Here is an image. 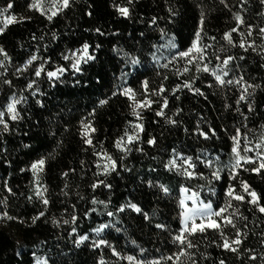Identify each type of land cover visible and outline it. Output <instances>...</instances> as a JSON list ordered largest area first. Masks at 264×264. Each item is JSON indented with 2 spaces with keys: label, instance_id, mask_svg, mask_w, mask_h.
I'll return each mask as SVG.
<instances>
[{
  "label": "trees",
  "instance_id": "trees-1",
  "mask_svg": "<svg viewBox=\"0 0 264 264\" xmlns=\"http://www.w3.org/2000/svg\"><path fill=\"white\" fill-rule=\"evenodd\" d=\"M12 2L14 8L4 15L15 16L16 22L5 24L4 17L0 16V27L5 29L0 34V47L10 57L0 67V111H6L9 98H14L20 101L17 111L22 119L10 121L11 130L0 133V149L4 150L0 152V213L7 212L8 217H12L0 215V264H35V260L42 257L54 259L55 264H134L126 259L127 256L140 261L173 256V260H164L161 264H174V261L176 264H191L189 256H180L176 261L173 255L180 247L171 237L181 227V185L200 192L201 199H211L214 207H219L226 199L223 189L232 183L237 192L242 193L240 181L245 180L261 196L264 204V170L256 174L238 169V178L229 181L227 167L231 159L230 137L235 128L247 133L253 145L264 134V53L259 51L264 41L257 34L258 29L264 27V6L259 0H227V8L220 0H133L128 18L122 17L113 7L127 6V0H70L69 7L51 21L39 11L28 10L27 4L32 0ZM7 3L8 0H0V8ZM169 7L175 16L170 15ZM201 12L205 23L198 43L212 45L205 49L207 55L201 65L208 63L210 69L216 68L219 73L217 55L222 58L226 55L244 56L245 59L229 64V75L225 79H238L242 75L248 83L259 85L253 95L239 105L236 101L242 89L237 85L218 86L210 72H197L195 64L188 65L189 71L184 72V60L171 61L176 49L159 47L174 38L177 47L185 50L195 38L197 27L201 26ZM234 13H240L245 20L238 32L232 34L234 41L237 45L240 39L254 41L257 51L229 47L222 39L225 31L236 26ZM21 16L30 19L21 21ZM152 17H156L157 22L149 26ZM249 23L254 25L251 36L246 30ZM96 28L104 34L97 33ZM160 29L164 30L165 36L161 37ZM240 33L244 36L241 37ZM85 42L90 45L88 54L95 59L87 63L82 60L81 71L74 72L71 64L77 58L72 52H76L79 58ZM97 44L99 48H96ZM154 44L158 49L152 47ZM221 46L223 51H219ZM153 52L157 59H153ZM33 53L37 55V61L17 73L16 69ZM64 55L70 59L64 60ZM133 58L138 61L135 65L132 64ZM3 59L0 55V60ZM44 60H48L44 72L36 77L34 69ZM164 64L168 67H163ZM59 66L67 71L59 80L48 81L46 71ZM178 70L180 75H177ZM145 79L149 82L148 98L154 103L150 109L138 110L142 117L138 121L132 115V106L134 101L145 97L141 84ZM6 80L10 83H5ZM32 80L36 84L28 89L26 85ZM185 81H191L204 96L182 89L175 93L180 97L176 100L171 90ZM161 84L165 88L161 95H167L169 100L165 112L181 121L179 127L166 124L163 117L155 115L162 100L152 95L151 90L158 89ZM209 84L212 87H208ZM122 88H131L135 95L129 98L121 94ZM113 92L116 95H112ZM102 99L107 103L100 105ZM36 100H40L43 107ZM249 102L253 108L251 112L247 108ZM177 107L182 112L174 116ZM240 113L247 119H243ZM89 121L95 131L83 136L82 123ZM198 122L201 130L215 129L216 137L205 140L193 134ZM136 123L144 126V131L139 133L140 141L128 145L132 150L126 153L116 148V140L125 131L131 134ZM185 128L189 131L185 132ZM150 137H155L154 145L146 143ZM88 138L92 140L91 145L84 143ZM24 144L30 147L25 148ZM136 148L142 151H136ZM173 149L186 156L200 155L203 158L207 153L213 160L219 156L220 161L211 169L198 164L197 168L205 178L196 176L189 180L164 167L173 157ZM103 153L111 156L117 164L116 171L107 176L101 172L107 162ZM248 155L254 156L255 152ZM41 157L45 163L39 183L41 191L46 189L47 206L34 195L36 184L30 169L31 163ZM98 163L100 168H97ZM255 166V163L245 164L246 168ZM217 167L223 169V179L208 184L210 171ZM21 168L25 171L21 172ZM5 179L12 188L11 193L3 186ZM97 180L111 184V188L98 186L93 189L91 185ZM149 181L153 186H149ZM160 184L169 189L167 194L160 190ZM209 187L215 188L218 196H210ZM28 196H32L31 201L26 199ZM93 197L105 204H93ZM245 199L250 198L246 196ZM127 202L138 204L143 212L148 213L150 221L129 208L116 211ZM233 206L246 217V220H239L238 225L243 228L246 224L244 230L248 232L239 257L211 243L214 239L220 243L219 233L208 229L203 234L189 237L194 248L185 246L188 253L195 254L191 258L196 259L197 264H218L220 259L225 264H264V244L260 243L261 233H264V214L246 202L233 201ZM74 211L77 220L63 224L62 221L70 219ZM39 212H44V216L33 222ZM108 212L115 214L109 217ZM231 212L232 209H228V213ZM53 219L59 226L52 223ZM100 224L109 226L100 233L94 232L93 229ZM156 224H166L167 230L157 229ZM73 226L77 231L69 236ZM224 232L234 238L231 227L224 228ZM85 234L88 239L76 246L74 238ZM96 239L106 240L111 247H91ZM112 247L119 256L113 255ZM243 249L254 251L244 252ZM252 254L257 256L255 261L249 259Z\"/></svg>",
  "mask_w": 264,
  "mask_h": 264
},
{
  "label": "snow or ice",
  "instance_id": "snow-or-ice-1",
  "mask_svg": "<svg viewBox=\"0 0 264 264\" xmlns=\"http://www.w3.org/2000/svg\"><path fill=\"white\" fill-rule=\"evenodd\" d=\"M46 0H32V2H29L27 4L28 10H36L41 12V14H44L47 16V19L51 21L53 17H55L59 12H61L64 8L69 7L70 0H50V7L45 10V7L43 6L45 4ZM260 4L264 6V0H259ZM220 3L223 4L226 8L229 7L227 0H220ZM133 4V0H127V6H121V5H113V7L116 9V11L125 18L130 17V6ZM14 8V4L12 0H8V3L5 7L0 8V16L4 17L5 24H11L13 22H16V17L13 15H7L5 16V13H8L10 10ZM171 16H175L176 13L173 11L171 7L168 9ZM50 13V14H49ZM91 15V13H89ZM234 21L236 26L230 28L229 30L225 31L222 35V39L226 42V44L229 47H239L241 49H244L245 51H248L251 49L253 52L257 51V47L254 43V41H248L245 39H240L237 43L233 39V33H237L239 26L242 24H245L244 17L240 13H234L233 14ZM24 19H30V17H20V20L23 21ZM157 22L156 17H152L149 21V26L155 25ZM200 25L197 27V30L195 32V38L192 40L191 44L183 51H181L177 44L174 41V38H170L167 44L160 45L159 47L163 48H169V49H176V52L171 57V61H176L178 58L185 61V67L183 69L184 72L189 71L188 65L195 64L197 72L203 71V72H210L211 76L214 77V80L218 86L226 87L231 86L233 84L237 85L239 88L242 89L240 92V95L236 101V103L239 105L241 101H247L249 97L253 95L256 88L259 87V85L256 84H250L248 83L244 77L241 75L238 79H225L229 75V64L231 62H234L235 60H243L245 59L244 56L240 57H234L231 55H226L223 58L219 55L216 56V60L219 62L217 64V68H219V73L217 72L216 68L210 69L208 63H204L201 65V61L205 60V57L207 55L205 49L212 47L210 44H202L198 43L201 41L202 34H203V28L202 25L205 23V16L204 13L201 12V18H200ZM254 25L252 24H246V30L248 36H251L253 33ZM4 28L0 27V34L4 32ZM95 31L97 33H100L103 35L104 33L101 32L99 28H96ZM161 33V37L165 36L166 33L163 29L159 30ZM257 34L261 37L262 41H264V27H260L258 29ZM141 36L144 35V33L140 34ZM240 36L243 37L244 33H240ZM35 38V37H33ZM55 34H53V39H55ZM43 39V37H41ZM211 40H215V37H210ZM90 45L85 42L82 45V48L80 50V56L71 64L72 69L74 72H80L81 71V61L83 60L84 63H87L88 60L95 59L94 56L88 54V49ZM100 45L97 44L96 48H99ZM153 48H157V45H152ZM115 51V46L114 49ZM219 51H223V46H221V49ZM260 53H264V44L259 49ZM0 55H3L4 59L0 60V67L4 66V63L6 60H10V57L8 56L7 52L4 50L3 47H0ZM72 56L76 57L77 53L72 52ZM153 59H157L156 53H152ZM38 57L35 53H33L26 61L25 63L16 69L17 73H20L23 70H27V68L31 65H33L34 61H37ZM64 60H69L70 57L68 55L63 56ZM48 63V60L42 61L38 67H35L34 69V75L36 77H40L42 75V72H44V65ZM138 61L133 58L132 64H137ZM163 67H168V64H164ZM237 68H239V65H236ZM7 69H5L6 71ZM67 69L63 66L56 67L52 70L46 71V76L48 81L55 82L56 80H59L60 77L63 75L64 72H66ZM123 75V73H122ZM177 75H180L179 70L177 71ZM167 79V77H165ZM195 79V77H193ZM5 83H10V81H5ZM148 80L145 79L141 81L142 87L145 92V97L143 100H137L134 101V104L132 106V115L137 118V120H141V114L138 111V109H150L151 105L154 103L153 100L148 98ZM36 84L35 80H32L29 82L26 87L28 89L33 88V85ZM208 87H212V84H209ZM187 89L189 92L194 93L196 96H204V93L199 89L194 87L193 83L191 81H185L182 85L177 84L171 91L175 95L179 90ZM251 89V91H249ZM121 94L125 96H129V98H132L135 94L133 93V90L131 88H122L120 89ZM165 93L164 85L161 84L158 89H152L151 94L154 96H159L162 100V103L159 104V108L156 111L155 115L157 117H163L166 124L173 125L176 127H179L181 124V121L179 119H174L172 116H168L165 112V109L168 107L169 100L167 95H161ZM35 95V93H33ZM112 95H116V92H113ZM175 99L179 100L180 97L178 95H175ZM20 101L16 100L14 98H9V102L6 104V111H0V133H8L11 129L9 127L10 121H18L22 119V116L19 111H17V104H19ZM37 104H40L41 107H43V104L40 100H36ZM107 103V100H100L99 104L103 105ZM227 107V105H226ZM248 111L251 112L253 110L252 104L249 102L247 104ZM239 112V109H237ZM182 112V109L177 107L173 113L174 116H178ZM241 117L243 119H247V117L240 113ZM7 117V118H6ZM133 132L129 134L128 131H125L124 135L119 137L116 142L115 146L116 148L120 149L123 152H129L132 150L131 147L128 145L133 144L134 142L140 141L139 133L144 131V126L142 123H136L133 126ZM95 129L91 127V121L84 124L82 123V135L88 136L89 132H94ZM185 132H188L189 130L187 128L184 129ZM193 134H198L199 137H203L205 140L211 139L213 137H216V130L209 127L207 131L201 130L199 126V122L197 123L195 129L193 130ZM126 137V142H125ZM232 141V146L230 149L231 159L229 165H227L229 169L228 174V180L232 181L235 178H238L239 172L238 169H243L244 171H250L252 173L259 174L262 170H264V134H262L259 139L256 141V143L253 145L252 141L248 140L247 133H242L240 128L234 129V134L230 137ZM85 144L91 145L92 140L91 138L84 140ZM146 143L148 145H154L156 143L155 137H150ZM23 147L28 148L30 145L24 144ZM136 151H142L141 148H136ZM3 149H0V152H3ZM173 151V157L169 159V161L164 165L166 169L169 171H175L179 173L180 175H183L187 179H192L193 177L199 176L201 178L204 177V173L199 171L197 168L198 164H203L206 168L211 169L214 164H218L220 161L219 156H215V159H210L205 153L204 157L202 158L200 155L193 156H186L181 152H176L175 149ZM250 152H255V155H248ZM243 153V154H242ZM97 156L102 155L101 153H95ZM104 159L107 161L104 163L101 172L103 175L107 176L110 172H115L117 169L116 161L112 159L111 156H109L107 153H103ZM122 158V157H121ZM180 160L181 163H177V161ZM243 162V163H242ZM7 163V161H5ZM45 163V159L41 157L39 160H36L31 163L30 169L32 170L34 178L36 177L37 169L40 170L43 169ZM83 163V162H81ZM256 164L255 167L246 168L245 164L251 165ZM97 168H100V164H97ZM223 169L220 167H217L215 170L210 171L208 184H212L213 181H220L222 180L221 171ZM21 172H24L25 169L21 168ZM63 175H67V173H64ZM149 186H153L152 182L149 181ZM4 188L11 193L12 188L9 187L7 179L3 182ZM98 186H103L106 188H111V184L106 183L103 180H97L95 181L91 187L93 189H96ZM160 190H162L165 194L169 192V189L163 185H158ZM203 187V186H201ZM240 188L242 189V193H238L235 186L232 183H229L227 187L223 189V195L226 198L225 203L220 205L219 207H214L213 201L211 199L204 200L201 199V193L198 191H191L190 188L185 187L184 185L180 186V193L181 198L179 200L180 205V224L181 227L179 228L176 235L172 236V240L177 243L179 247L178 253H174L173 255L176 257V261H179L180 256H189L191 260V264H197L196 259L191 258L195 254L194 253H188L186 251V248H194L195 245L191 242L189 237L194 236L196 233H205L208 229L217 231L219 233V239L220 243L217 242V240H212L211 243L217 244L218 247L223 248L226 251H230L233 254H236L239 257L240 249L242 244L245 242V237L248 236V232L244 229L247 228V225L245 224L243 228H241L238 225L239 220H246V217L240 213L238 208H235L233 206V201H239V202H246L249 205L253 206L256 210H258L259 213L264 214V204L261 203V196L255 191V189H252L249 183L245 180L240 181ZM46 191V189H44ZM44 191H41V185L36 182V189L34 192V195L37 198H40V202L47 206L49 204V200L44 196ZM208 192L210 196H218V193L216 192L215 188L209 187ZM67 195V193H64ZM249 197L250 199H245V197ZM27 200L31 201L32 196L26 197ZM186 201H190L191 204L189 205L186 203ZM92 203L96 204H105L104 201H97L95 197L92 198ZM218 203V201H217ZM106 206V205H105ZM125 208H129L137 213H141L143 215L144 220L150 221V217L148 213L143 212L142 208L138 206L136 203L127 202L126 204H122L118 209H116L117 212H123ZM232 209L231 213H228V209ZM73 209H75V206L73 205ZM89 211H94V209H90ZM114 212H108L107 215L109 217L113 216ZM0 215L7 217L9 219H12V217H8L7 212L0 213ZM87 216V212L84 214ZM44 216V212H39L36 217L33 218V222H35L36 219H39L40 217ZM77 220V216L75 215V211L71 215L70 219H65L62 221L63 224H71ZM199 221V222H197ZM52 223L54 225L59 226L56 219L52 220ZM109 225L106 224H100L97 228L93 229L94 232L100 233L103 229L108 227ZM155 227L157 229H163L167 230L166 224H156ZM231 227L234 229V238H229L225 235L224 228ZM119 231V229H116ZM77 229L76 227H72L71 231L68 233L69 236H71L73 233H76ZM261 240L260 243L264 244V233H261ZM88 239V236L85 235H79L74 238V244L76 246H79L82 242L86 241ZM101 245H108V242L104 239H96L93 241L91 247L93 248H99ZM111 247V245H108ZM143 251V250H141ZM244 252H252L254 250L250 249H243ZM112 253L113 255L119 256V253L116 251L114 247H112ZM35 255V254H33ZM207 254H205V259H207ZM127 260L133 261L134 264H161V261L164 260H173V256H161L158 260L153 259L151 261H140L136 260L133 256H127ZM249 259L252 261H255L257 259V256L255 254L249 255ZM55 264V260L50 257H42L36 259V264ZM102 264V262H101ZM174 264L176 262L174 261ZM218 264H225V261L223 259H220L218 261Z\"/></svg>",
  "mask_w": 264,
  "mask_h": 264
},
{
  "label": "rangeland",
  "instance_id": "rangeland-1",
  "mask_svg": "<svg viewBox=\"0 0 264 264\" xmlns=\"http://www.w3.org/2000/svg\"><path fill=\"white\" fill-rule=\"evenodd\" d=\"M43 6L45 7V10H47V8L50 7V0H46L45 4ZM75 58H78V55ZM42 171H43V169L42 170H40L39 168L37 169L36 177L34 178L35 184H36V182H38V183L40 182V175H41ZM186 203H188L189 205L191 204L190 201H186ZM197 222H199V221H197ZM35 264H36V262H35Z\"/></svg>",
  "mask_w": 264,
  "mask_h": 264
}]
</instances>
